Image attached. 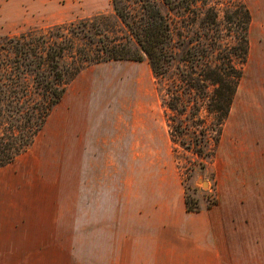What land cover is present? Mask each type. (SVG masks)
<instances>
[{
    "label": "rangeland",
    "instance_id": "374dc122",
    "mask_svg": "<svg viewBox=\"0 0 264 264\" xmlns=\"http://www.w3.org/2000/svg\"><path fill=\"white\" fill-rule=\"evenodd\" d=\"M243 2L252 15L249 54L216 156L191 178L180 171L206 205L220 195L240 207L247 183L264 179V0ZM112 13L111 0H0V38ZM176 166L148 59L90 66L33 146L0 167V264H103L105 256L107 264L116 235H102V220L118 187Z\"/></svg>",
    "mask_w": 264,
    "mask_h": 264
},
{
    "label": "trees",
    "instance_id": "16d2710c",
    "mask_svg": "<svg viewBox=\"0 0 264 264\" xmlns=\"http://www.w3.org/2000/svg\"><path fill=\"white\" fill-rule=\"evenodd\" d=\"M111 1L112 14L0 38V167L33 146L84 70L145 59L179 171L191 178L214 160L249 54V8L243 0ZM184 173L187 209L198 212Z\"/></svg>",
    "mask_w": 264,
    "mask_h": 264
},
{
    "label": "crops",
    "instance_id": "0c3cea01",
    "mask_svg": "<svg viewBox=\"0 0 264 264\" xmlns=\"http://www.w3.org/2000/svg\"><path fill=\"white\" fill-rule=\"evenodd\" d=\"M150 176L118 187L103 214L102 235H116L107 264H264V179L247 183L240 207L219 195L193 212L177 166Z\"/></svg>",
    "mask_w": 264,
    "mask_h": 264
}]
</instances>
